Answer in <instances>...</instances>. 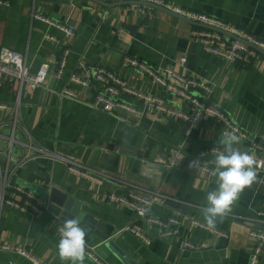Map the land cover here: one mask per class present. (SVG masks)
<instances>
[{
	"label": "crops",
	"instance_id": "obj_1",
	"mask_svg": "<svg viewBox=\"0 0 264 264\" xmlns=\"http://www.w3.org/2000/svg\"><path fill=\"white\" fill-rule=\"evenodd\" d=\"M0 7V51L11 49L26 57L29 71L46 65V84L31 91L16 83L0 81V121H8L15 101H19V126L16 138L31 136L39 146L112 177L93 181L67 170L64 163L32 157L16 167L10 184L31 192L47 208L44 192L59 189L77 203L83 214L88 245L98 247L106 264H246L254 245L250 229L264 230V172L256 170V181L246 188L230 212L209 227L203 210L206 196L217 187L215 175L185 165L166 162L178 149L184 160L200 150L218 147L223 127L213 116L187 136V123L148 109L126 94L124 102L142 110L135 119L119 107L103 109L97 101L101 87L92 80L87 87L70 81L80 73L83 61L88 67H104L138 91L159 96L168 106L193 114V107L174 93L153 83L149 75L126 58L134 59L160 73L172 68L177 74L213 85L208 102L219 106L247 134L234 145L247 152L251 141L264 146V54L250 63L230 64L221 56L206 51L191 32L196 26L165 11L136 4L107 7L96 0H4ZM181 8L214 16L225 23L244 28L264 41V0H163ZM140 7L142 5H139ZM32 13L65 23L72 31L67 41L69 56L61 78H55L63 35ZM45 33L58 41L46 39ZM185 57V62L179 59ZM171 80V79H170ZM194 96H206L191 85H180ZM68 87L75 98L57 93ZM5 133L9 134L8 128ZM0 140V170L5 171V144ZM17 155L23 152L18 146ZM216 154L207 153L203 162L214 169ZM126 184L148 199L157 193L150 216L179 219L178 234L162 237L157 226L138 219L127 206L110 201V194H127ZM14 187L0 199V244L26 248L44 264H70L61 261L57 244L61 233L57 219L46 208H27V196ZM172 200V201H171ZM138 202H141L138 200ZM177 204L179 208L172 205ZM188 207L181 209V207ZM76 219V216H74ZM198 221L203 226L193 222ZM133 225L149 242L124 230ZM101 235H107L116 249L105 248ZM184 241L202 245L183 249ZM0 264H30L13 252L0 250ZM84 264H93L87 258ZM259 264H264V253Z\"/></svg>",
	"mask_w": 264,
	"mask_h": 264
},
{
	"label": "built area",
	"instance_id": "obj_2",
	"mask_svg": "<svg viewBox=\"0 0 264 264\" xmlns=\"http://www.w3.org/2000/svg\"><path fill=\"white\" fill-rule=\"evenodd\" d=\"M102 2L115 3V2H138L147 1L155 5L161 6L168 11L177 14L189 21L198 23L203 27L196 26L191 32V36L198 41L202 47L215 55L221 56L226 62L230 64H242L246 65L250 63L255 57L258 56L260 49L264 51V41L257 39L253 35H250L244 28L237 27L220 19L199 13L196 11L187 10L171 3H166L163 0H99ZM137 5V4H136ZM8 6V2L0 0V7ZM129 6V5H127ZM140 10L145 9V6L137 5ZM32 18L40 20L47 26L56 29L63 35L61 54L58 60L55 62V78H61L63 70L65 68L67 58L70 53V49L67 46L68 39L72 36L71 29L61 21L53 20L44 17L38 13H32ZM46 39L57 42V37L45 33ZM126 61L132 65L139 67L147 75L150 76L151 81L167 91L174 93L183 101H186L193 107V114L189 115L182 110H177L173 106H168L163 102V99L159 96L144 93L133 89L125 81H122L113 72L104 67H88L83 61L79 64L80 73L72 74L70 81L79 84L83 87L89 86L92 80H96L101 91L97 94L96 98L98 102L103 103V109L109 110L110 107H119L129 113L135 119L142 117L141 108L128 104L122 100V95L126 94L130 97L137 98L141 104L148 109H155L163 115L172 118L174 120H181L187 123L186 135L189 136L191 131L198 126L205 115H211L214 119L220 123L223 127V134L234 133L239 139L247 138V134L231 120L219 106L212 102H208L207 96L210 94L213 85L205 83L195 79H190L177 74L172 68H166L161 73L149 69L143 64L138 63L134 59L126 58ZM180 63L185 62V57L179 59ZM47 67L41 65L34 72L29 71L26 64V57L17 51L11 49H2L0 51V81L9 80L15 82L18 86L19 92L22 88L35 91L38 88L43 87L47 80ZM171 79V80H170ZM180 85H191L201 90L206 96H194L187 90L183 89ZM61 97L75 98L77 93L69 89L68 87L58 91L57 93ZM19 101H15L14 106L11 108L8 121H0V140H3L5 144V171L0 170V199L3 198V194L6 189L14 187L10 184L11 176L22 162L31 159L32 157H43L51 161H60L64 163L67 170L72 173L78 174L82 177L88 178L93 181L101 182L103 179H111L109 175L91 169L64 158L57 153L47 150L37 144V142L29 135L25 141H20L16 138V133L22 131L19 126ZM4 104L0 103V109L4 108ZM8 128L9 134L5 133V128ZM18 146L23 148V152L17 155ZM221 150L218 147H211L206 150H200L195 156L188 160H184L183 154L178 150H174L166 164L169 167L177 165H185L188 169H199L210 175H214L213 168L207 163L203 162L207 153L218 154ZM247 153L251 155L256 161L255 169L264 172V146L256 141H251ZM125 187L127 194H110L107 198L110 201H114L127 206L133 211L138 219H145L149 224L157 226L158 232L162 237L175 236L178 234V226L180 225L179 219L175 216H169L166 219H160L158 217L150 216L149 209L154 204V200L159 196L158 200L164 204L168 201V198L163 197L157 193H153L155 198H144L140 196L136 190H142V188L133 185L126 184ZM17 191L24 193L27 198L24 200L27 208L38 210L40 208H46L42 201L31 192H25L19 187H14ZM140 200L141 202H138ZM172 201V200H171ZM47 209V208H46ZM59 219V216H55ZM196 225L203 226L198 221L193 222ZM63 221H59L58 230L61 233L63 230ZM127 230L134 236L142 238L144 241L149 242L147 237L141 233L133 225L126 227ZM249 236L254 239V245L251 248L248 260L246 264H259L260 258L264 253V230L250 229ZM202 245H191L188 241H184L183 249H200ZM0 250L16 253L29 260L30 264H44L37 257L33 256L26 248L16 245H2L0 244ZM86 258L93 264H106L101 255L98 253V247L94 245L86 244Z\"/></svg>",
	"mask_w": 264,
	"mask_h": 264
},
{
	"label": "clouds",
	"instance_id": "obj_3",
	"mask_svg": "<svg viewBox=\"0 0 264 264\" xmlns=\"http://www.w3.org/2000/svg\"><path fill=\"white\" fill-rule=\"evenodd\" d=\"M239 138L227 133L220 139L222 150L215 156L214 175L217 187L206 196L204 218L209 227L217 218L231 211L233 204L246 188L256 181V161L247 152L239 151L234 145ZM87 230L78 219H68L63 224L57 252L61 261L70 264H84L86 259Z\"/></svg>",
	"mask_w": 264,
	"mask_h": 264
},
{
	"label": "water",
	"instance_id": "obj_4",
	"mask_svg": "<svg viewBox=\"0 0 264 264\" xmlns=\"http://www.w3.org/2000/svg\"><path fill=\"white\" fill-rule=\"evenodd\" d=\"M98 2H100L99 0H96ZM102 3V1H101ZM128 4H137V5H142L145 7H150V8H155V9H159L162 11H165L171 15H174L180 19H183L189 23H192L195 26L198 27H203L202 25L189 21L177 14H174L170 11H168L167 9L155 5L153 3L147 2V1H138V2H115V3H108V2H103V5L107 6V7H111V6H118V5H128ZM257 50L259 52H261L262 54H264V51L260 50L257 48ZM45 197L48 198V204H47V210L54 216H59L60 219L65 222L68 219H72L74 218V216H76V219L81 220L83 217L82 213H79L77 211V203H74L73 199L68 197V195L62 191H60L59 189L56 188H51L49 189V191L44 192ZM175 208H179V205L177 204H173L172 205ZM188 207H181V209H185ZM100 240L102 242V244L104 245L105 248L111 249L112 251H114L116 249L115 245L113 244V242L108 239L107 235H101ZM117 250V249H116ZM118 251V250H117ZM118 253H120L118 251Z\"/></svg>",
	"mask_w": 264,
	"mask_h": 264
}]
</instances>
